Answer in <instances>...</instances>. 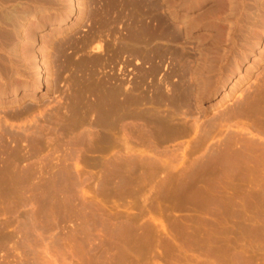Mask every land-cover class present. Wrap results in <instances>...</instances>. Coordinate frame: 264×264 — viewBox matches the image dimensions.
I'll list each match as a JSON object with an SVG mask.
<instances>
[{"label": "rangeland", "instance_id": "obj_1", "mask_svg": "<svg viewBox=\"0 0 264 264\" xmlns=\"http://www.w3.org/2000/svg\"><path fill=\"white\" fill-rule=\"evenodd\" d=\"M78 3L0 104V264H264V54L207 96L240 42L205 68L164 0Z\"/></svg>", "mask_w": 264, "mask_h": 264}, {"label": "bare ground", "instance_id": "obj_2", "mask_svg": "<svg viewBox=\"0 0 264 264\" xmlns=\"http://www.w3.org/2000/svg\"><path fill=\"white\" fill-rule=\"evenodd\" d=\"M164 1L171 18L183 28L184 35L196 41L205 52V68L208 65L218 67L225 59L219 54L223 46L229 51L240 42L238 55L231 57L232 62L224 65L213 88L206 91L207 96L214 90L215 98L227 97L231 89L246 79L264 54V0ZM78 9V0H0V104L37 98L44 87L42 48L51 37L70 29L79 15ZM145 31L146 26L144 34H147ZM10 44L16 45L18 52L13 51L16 56L12 54ZM10 74L15 77L8 80L12 87L8 89L3 80ZM127 141H122L125 146L129 145ZM235 247L234 253L242 254L244 248Z\"/></svg>", "mask_w": 264, "mask_h": 264}, {"label": "crops", "instance_id": "obj_3", "mask_svg": "<svg viewBox=\"0 0 264 264\" xmlns=\"http://www.w3.org/2000/svg\"><path fill=\"white\" fill-rule=\"evenodd\" d=\"M234 246V247H233ZM246 247V246H245ZM228 248V247H227ZM230 249L229 250H231V251H233V249L235 248V249H237L236 247H235V244H233L231 247H229ZM239 248H241V247H239ZM238 248V249H239ZM242 248H243V246H242Z\"/></svg>", "mask_w": 264, "mask_h": 264}]
</instances>
